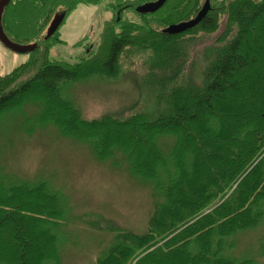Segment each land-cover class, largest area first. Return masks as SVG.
I'll return each instance as SVG.
<instances>
[{
    "label": "trees",
    "instance_id": "1",
    "mask_svg": "<svg viewBox=\"0 0 264 264\" xmlns=\"http://www.w3.org/2000/svg\"><path fill=\"white\" fill-rule=\"evenodd\" d=\"M79 1L100 0H10L6 5L2 22L8 36L38 45L28 60L0 73V115L26 101H38L42 121L53 120L63 132L91 139L99 157L121 150L132 171L154 180L163 192L164 200L158 203L147 230L113 227V242L96 264H251L221 254V242L224 235L255 225L262 214L255 207L264 198V0H211L205 17L180 33L163 28L194 17L205 0H167L148 13L137 11L136 6L152 0H117L95 48L79 60L51 59L49 49L58 29L49 34V25ZM128 7L139 20L122 15ZM222 25L219 37L225 41L210 58L203 84L174 82L189 56L184 36ZM234 28V35L226 39ZM145 54L147 79L160 78L166 92V106L156 119L147 112L127 118L106 113L88 119L62 95V81L91 75L114 77L121 72L123 56L132 59ZM224 104L244 107L237 112L240 120ZM226 116L237 118L238 128ZM159 133L176 135L175 170L167 167L168 177L160 175L166 159L156 142ZM216 139L229 141L227 152L233 157L224 158L226 144ZM207 159L212 169L206 166ZM204 177L209 179L205 185ZM62 215L61 196L46 181L3 187L0 264H47L48 258L59 264L54 227ZM34 238L43 240L35 244Z\"/></svg>",
    "mask_w": 264,
    "mask_h": 264
},
{
    "label": "rangeland",
    "instance_id": "2",
    "mask_svg": "<svg viewBox=\"0 0 264 264\" xmlns=\"http://www.w3.org/2000/svg\"><path fill=\"white\" fill-rule=\"evenodd\" d=\"M116 1H79L66 13L58 32L52 37L50 58L74 61L86 56L89 49L98 45L104 23L115 12ZM122 15L140 19L131 7L126 8ZM222 27L184 36L189 41L186 43L189 44V56L182 74L174 82L192 81L197 87L203 84L210 58L225 41L219 37ZM235 29L226 39L234 35ZM33 54L34 50L19 52L0 40V73L9 72ZM147 55L132 59L131 56H123L121 72L114 77L91 75L62 81V95L88 119L106 113L127 118L143 112L156 119L160 109L166 106V92L160 86V78L156 81L147 79L150 76ZM224 105L225 110L235 117L240 108L244 110L237 104ZM41 111L40 102L29 100L0 115V192L3 187L24 181H46L62 200L63 215L54 227L58 236L59 264H96L113 242V227L136 232L147 230L158 203L164 200L163 192L156 188L154 180L133 172L131 162L121 150H116L110 157H99L91 139L65 133L53 120L42 121ZM226 117L228 123L235 122L238 128V116V119ZM175 141L173 133H159L156 137L166 159L165 165L160 167L163 177H168L167 167L175 170L172 158ZM215 142L226 144L224 158L227 155L233 157L227 152L229 141L216 139ZM205 162L212 169L213 163L209 159ZM216 163L220 165L222 161ZM207 178H203V185L208 182ZM188 192L192 194V191ZM255 208L262 211L259 221L224 235L221 254L249 260L251 264H264V198ZM29 238L32 239L31 236ZM42 240L33 239L35 244ZM7 243L11 246L12 242ZM215 244H220L217 235ZM46 263L58 264L54 258L46 259Z\"/></svg>",
    "mask_w": 264,
    "mask_h": 264
},
{
    "label": "water",
    "instance_id": "3",
    "mask_svg": "<svg viewBox=\"0 0 264 264\" xmlns=\"http://www.w3.org/2000/svg\"><path fill=\"white\" fill-rule=\"evenodd\" d=\"M10 0H0V40L4 42L8 47L19 51V52H27L34 50L38 43L33 42V43H20L17 41H14L11 39L8 34L6 33L4 26H3V12L5 10L6 5L9 3ZM166 0H152L145 2L143 4H140L137 6V10L143 13L146 12H153L159 9ZM211 0H205L202 7L198 11V13L184 21L176 22V23H171L170 25H167L166 27L163 28L164 32H170V33H176V32H181L184 31L188 28L193 27L197 23H199L205 15L209 12L211 9ZM65 13H61L58 16H55V18L52 20V22L49 25V34H52L56 31V29L59 27L61 22L63 21Z\"/></svg>",
    "mask_w": 264,
    "mask_h": 264
},
{
    "label": "bare ground",
    "instance_id": "4",
    "mask_svg": "<svg viewBox=\"0 0 264 264\" xmlns=\"http://www.w3.org/2000/svg\"><path fill=\"white\" fill-rule=\"evenodd\" d=\"M166 1H167V0H166ZM164 4H165V3H164ZM164 4H163V5H164ZM163 5H162V6H163ZM162 6H161V7H162ZM161 7H160V8H161ZM157 10H158V9H157ZM153 12H155V11H153ZM48 32H49V28H48Z\"/></svg>",
    "mask_w": 264,
    "mask_h": 264
},
{
    "label": "flooded vegetation",
    "instance_id": "5",
    "mask_svg": "<svg viewBox=\"0 0 264 264\" xmlns=\"http://www.w3.org/2000/svg\"><path fill=\"white\" fill-rule=\"evenodd\" d=\"M118 11H120V9H118Z\"/></svg>",
    "mask_w": 264,
    "mask_h": 264
}]
</instances>
